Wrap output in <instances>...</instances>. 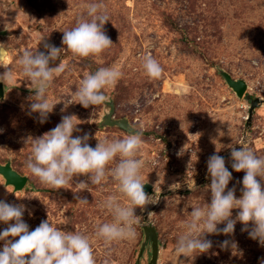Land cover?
Here are the masks:
<instances>
[{
    "label": "rangeland",
    "instance_id": "1",
    "mask_svg": "<svg viewBox=\"0 0 264 264\" xmlns=\"http://www.w3.org/2000/svg\"><path fill=\"white\" fill-rule=\"evenodd\" d=\"M99 2L0 0V44L7 50L4 54L0 49V58L14 74L11 84L1 82L0 163L9 162L27 178L23 188L14 191L0 175V200L25 206L23 220L29 231L49 219L61 230L88 235L96 264L105 260L109 264H148L150 241H144L142 230L147 225L157 234L156 264H261L264 246L249 238L239 221L230 236L206 234L213 242L207 253L178 258L175 247L192 207L211 202L210 190L205 187L211 182L209 157L215 153L225 159L232 173L228 188H235L236 198L242 195L245 173L232 169L231 148H251L264 157V0H102L109 18L104 30L113 45L99 57L73 56L62 44L63 31L86 16L84 4ZM45 44L64 48L60 57L50 61V67L63 61L67 68L48 89L49 101L57 104L46 122L40 123L38 113H29L35 92L22 75L19 58L25 50L46 52ZM147 54L162 67L160 78L144 73L142 61ZM112 65H119L123 76L114 88L105 90L106 103L89 108L79 103L67 105L86 73ZM5 70L0 66V74ZM221 71L246 83L242 98L225 83ZM246 95L261 99L248 124L250 102ZM107 113L143 130L144 143L138 154L145 161L142 182L150 184L146 193L157 199L144 210L135 209L139 216L135 240L114 242L110 250L94 232L98 224L112 220L100 204L108 195H119L116 182L109 178L92 186L88 176L81 175L73 178L68 189L54 190L26 169L31 153L29 137H40L55 128L64 115L78 118L80 131L73 136L89 134L93 148L98 140L126 137L129 133L125 130L103 124ZM79 181L89 183V189L76 193ZM260 182L264 187V180ZM77 196L86 198L88 204L78 203ZM121 202L126 200L121 198ZM238 211L232 210L233 219ZM7 226L0 222V231ZM224 240L234 241L235 251L221 248ZM3 244L0 241V250Z\"/></svg>",
    "mask_w": 264,
    "mask_h": 264
},
{
    "label": "clouds",
    "instance_id": "2",
    "mask_svg": "<svg viewBox=\"0 0 264 264\" xmlns=\"http://www.w3.org/2000/svg\"><path fill=\"white\" fill-rule=\"evenodd\" d=\"M82 7L86 9V16L82 15L74 27L63 31L62 44L73 56L99 57L113 45L104 30L105 23L109 21L106 7L102 0ZM44 47L46 52L25 50L19 58L22 75L30 81L31 89L35 92L30 97L29 113H38L40 123L46 122L57 104L49 101L48 89L54 78L67 68L63 61L58 66L50 67V61L60 57L64 48L51 44H45ZM0 49L7 54L3 44H0ZM2 61L3 57L0 58V66L6 70L0 74V82L11 84L14 74ZM142 68L152 79L160 78L163 72L151 54L143 57ZM122 76L119 65L100 67L94 73H86L67 105L79 103L89 108L106 103L109 98L105 90L114 88ZM77 120L75 115H64L55 128L40 137H29L31 153L26 161V169L42 185L54 190L68 189L66 186L73 182V178L81 175L88 176L92 186H99L109 178L116 182L119 195H108L100 204L103 210L112 215V220L98 224L94 232V237L102 240L110 250L114 242L135 240V225L139 223L135 209L144 210L146 205L157 202L145 192V183L142 182L141 170L145 161L138 154L144 143L143 130L132 129L122 139L98 140L93 148L88 143L89 134L73 136L75 131H80ZM231 159L232 169L245 173L241 197L236 198L235 188H228L232 173L226 168L225 159L214 153L207 161L211 182L205 186L206 190H210L211 202L203 207H192L190 219L184 223V232L176 243L178 258L207 253L213 247V242L206 238V234L230 236L234 233L237 221L244 225L242 231H248L249 238L264 246V187L260 182L264 180V157L242 146L231 148ZM75 186L78 188L76 193L90 187L85 181H79ZM121 198L126 203H122ZM76 199L80 204H88L86 198L77 196ZM233 209L239 210L234 219ZM25 210L22 204H9L0 200V222L8 225L0 231V241L4 242L0 250V264H96L88 235L79 230H61L49 219L41 221L34 230L29 231L28 224L23 220ZM221 224L224 227L219 228ZM220 247H231L235 251L237 245L234 241L224 240L220 242ZM104 264L109 262L105 260Z\"/></svg>",
    "mask_w": 264,
    "mask_h": 264
},
{
    "label": "water",
    "instance_id": "3",
    "mask_svg": "<svg viewBox=\"0 0 264 264\" xmlns=\"http://www.w3.org/2000/svg\"><path fill=\"white\" fill-rule=\"evenodd\" d=\"M220 74L222 75L225 83L232 89V91L235 93V95L238 98H242L244 96L245 90H246V83L242 79H233L227 72L221 71ZM4 97V88L2 83L0 82V99ZM246 100L250 102L248 116L246 118V123L248 124L251 119V115L253 110L256 106L261 104V99L257 97L251 98L250 95L245 96ZM103 124L105 125H111V126H117L126 132L129 133L130 130L133 128L128 124L126 119H112L110 113H107L105 117L102 120ZM0 175L4 179L5 185H10L13 187L14 191L21 190L26 183V176L19 174L17 171H15L9 162L6 163H0ZM151 188L150 184L145 183L144 184V190L145 192H148V190ZM162 196V195H160ZM143 233H144V241L149 240L150 241V247H151V258L148 264H156L157 260V254H158V246H157V234L153 226L147 225L142 227ZM144 244L140 248L139 257L142 253Z\"/></svg>",
    "mask_w": 264,
    "mask_h": 264
}]
</instances>
